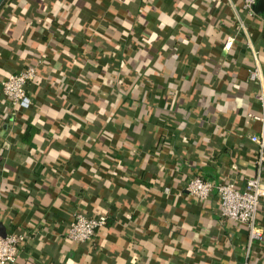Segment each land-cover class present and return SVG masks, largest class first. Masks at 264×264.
Returning <instances> with one entry per match:
<instances>
[{"label": "crops", "instance_id": "1", "mask_svg": "<svg viewBox=\"0 0 264 264\" xmlns=\"http://www.w3.org/2000/svg\"><path fill=\"white\" fill-rule=\"evenodd\" d=\"M260 15L243 0L4 1L0 222L29 234L15 264H264V237L249 248L247 226L221 220L216 189L205 206L185 190L196 175L243 188L259 173L251 136L264 126L247 112H261L248 78L255 52L264 68ZM32 64V105L11 118L1 81ZM129 72L145 87L123 112L107 82ZM170 82L184 101L157 103L154 87L167 95ZM79 211L107 217L84 243L66 236ZM258 214L264 230V199Z\"/></svg>", "mask_w": 264, "mask_h": 264}, {"label": "built area", "instance_id": "2", "mask_svg": "<svg viewBox=\"0 0 264 264\" xmlns=\"http://www.w3.org/2000/svg\"><path fill=\"white\" fill-rule=\"evenodd\" d=\"M258 0H243V9L250 16L258 15L254 6ZM261 26L264 29V15H260ZM235 36H228L224 42V50H233ZM255 52V63L248 68V78L259 86L256 99L261 107L260 113L249 112L248 116L264 126V68ZM37 76V65H28L19 72L11 73L1 81L3 93L9 98L12 107L11 118L17 116L19 110L32 105V98L28 94L27 84ZM251 139L259 144L258 168L259 173L247 179L245 186L239 188L235 182H214L196 175L186 184L185 190L195 199L208 201L216 189L219 199V210L223 222L232 220L244 224L249 231V248L254 242L264 237V230L258 223V213L262 199H264V136L252 135ZM170 192V188L165 189ZM105 215L88 216L83 212H75L74 220L67 231V238L75 243H84L96 236L98 230L106 225ZM29 238L28 233L7 231L6 236L0 235V264H15L20 257L21 248Z\"/></svg>", "mask_w": 264, "mask_h": 264}, {"label": "trees", "instance_id": "3", "mask_svg": "<svg viewBox=\"0 0 264 264\" xmlns=\"http://www.w3.org/2000/svg\"><path fill=\"white\" fill-rule=\"evenodd\" d=\"M192 37H193V35L188 33V35H186L185 37L177 38V42H176L175 47H174V49L176 50L175 54H177V52L179 53V50L184 47L183 45H190L191 44L190 40L192 39ZM191 49H192V47H191ZM123 65H124V63H123ZM34 80H32V81H34ZM107 84L111 85L113 87H116V93H117L115 95V97L117 98L116 102L120 103V106L122 107L123 112H128L126 110L127 109L130 110L133 107L134 96H136V94H138V91L140 88L145 87V84L143 83V73H141V72H139V74H136L135 76L132 75L131 72H129L127 74L126 78H116L112 82L108 81ZM229 85L235 90H240V85L238 84V81L233 77V75H231ZM182 86L183 85H181V87ZM167 91H168V93L166 95L164 86L163 85H159V86L156 85L154 87V92H155V97H156L155 101L159 104L162 103V105H164L163 102H165L164 101L165 98L167 96H170V95L173 97L172 98L173 102H176L177 98H179L180 100H183V96L181 95V97H180V95H179V93L181 94V91H182V88L180 89L179 84L174 83V82H170L168 84ZM143 94H144L143 98H146V97H148L149 92L147 93L146 90H144ZM27 109H29V108H27ZM249 112H253V111H248L247 113H249ZM254 113H258V112H254ZM33 135H34V129L31 125H28L26 132H25V139L28 141L31 139V137ZM101 135H104L106 137H110L111 132L104 130V132H102ZM202 203H203V206H205L207 201H204Z\"/></svg>", "mask_w": 264, "mask_h": 264}, {"label": "water", "instance_id": "4", "mask_svg": "<svg viewBox=\"0 0 264 264\" xmlns=\"http://www.w3.org/2000/svg\"><path fill=\"white\" fill-rule=\"evenodd\" d=\"M4 1L5 0H0V6L4 3ZM254 8H255V10L258 13L263 12V10H264V0H258L257 3L255 4ZM6 234H7L6 226L2 222H0V235L6 236Z\"/></svg>", "mask_w": 264, "mask_h": 264}]
</instances>
